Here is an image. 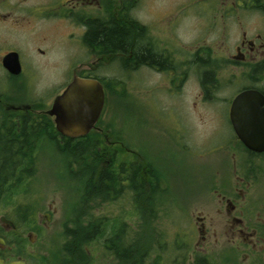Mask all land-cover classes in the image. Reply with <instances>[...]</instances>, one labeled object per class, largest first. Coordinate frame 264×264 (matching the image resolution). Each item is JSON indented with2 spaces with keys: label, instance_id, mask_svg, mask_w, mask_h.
I'll return each instance as SVG.
<instances>
[{
  "label": "flooded vegetation",
  "instance_id": "af4514ba",
  "mask_svg": "<svg viewBox=\"0 0 264 264\" xmlns=\"http://www.w3.org/2000/svg\"><path fill=\"white\" fill-rule=\"evenodd\" d=\"M96 1L0 0V135L16 132L28 137V141L17 145H21L24 157L28 153L33 157L35 165L39 149L51 141L45 136L37 142V132L47 135L55 128L59 133L54 117L47 112L56 97L66 90L75 74L98 79L105 93L98 120L88 134L72 139L94 134L98 150L112 148L118 151L125 147L128 155L125 173H120V165L111 159H105L103 166H111L118 178L115 180L116 190L108 191V194L124 195L132 203V163L136 158L132 155L136 152L116 138L115 134L119 132L114 131L115 124L108 116L110 85L120 80L109 76L112 69L121 66L124 75L142 70L146 83L149 75H155L167 87L165 90L174 96L181 94V90L193 80L199 87L196 98L226 104L227 99L220 100L218 93L227 73L236 78L244 77L245 83L230 101L227 116L231 123L230 108L237 93L255 88L264 95V0H206L205 7L195 14L203 18L200 28L203 27L205 35L194 38L189 46L181 45L176 34L179 20L170 14H159L151 9L153 14L139 19L135 12L143 7L134 0ZM40 22L45 26L55 23V26H72L74 29L57 35L37 32ZM94 22L103 27L123 29L127 37L125 47L118 48L115 43L101 40L99 36L90 40L88 33ZM234 28L236 33H233ZM232 33L237 39L230 44ZM138 49L143 56L140 62L134 54ZM8 58L20 65L19 73H11L3 66ZM32 65L82 67L73 69L71 77L59 83V87L37 91L38 79ZM144 90L147 100L153 93L147 84ZM179 117L176 111V118ZM238 141L242 143L239 138ZM246 150L248 154L264 155V151ZM139 158L143 161L142 181H161L149 170L145 159ZM223 162L224 159H220V163ZM261 175L257 173L250 180L248 175H232L235 184L231 193H227L230 180L222 176L221 182L225 186L221 183L223 189L216 188L214 192L220 204H225L223 211H219L224 221L214 223L206 215H196V220L191 221V232L186 233L182 247L174 256L175 264H264V191L249 190L251 181L255 184ZM23 177L25 181H32V171L23 173ZM22 193L27 195L25 191L3 189L0 197H18L15 195L23 196ZM2 202L3 199L0 200V264H133L132 206L126 207L124 215L102 217L98 213L93 223V237L89 241L91 247L87 248L89 255L85 258L83 239H73L66 233V228L84 223L63 224L64 238L54 239L48 232L50 224L47 219L39 223L34 216L24 215L26 208L22 209L19 201H9L5 206ZM31 211L29 205L26 212ZM157 236L163 240L161 232ZM220 240L217 257L208 247ZM191 245L192 252L189 251ZM162 253V247L153 253L155 264H163Z\"/></svg>",
  "mask_w": 264,
  "mask_h": 264
},
{
  "label": "rangeland",
  "instance_id": "374dc122",
  "mask_svg": "<svg viewBox=\"0 0 264 264\" xmlns=\"http://www.w3.org/2000/svg\"><path fill=\"white\" fill-rule=\"evenodd\" d=\"M134 2L143 7V10L135 12L139 19L153 14L150 13L151 9L159 14H170L177 18L179 22L176 34L181 45L189 46L194 38L205 35L203 27L200 28L203 18L195 14L205 7L206 0H134ZM43 24V22L37 24V32L57 35L67 29H74L72 26H55V23L54 26ZM235 29L233 33H236ZM233 33L229 37L230 44L237 39ZM66 50L68 51L67 47ZM32 66L38 79L37 91L59 87V83L71 77L73 69L82 67V65ZM129 74L124 75L121 66L114 67L109 74L120 80L111 82L108 116L115 124L114 131L119 132L118 134L116 132V138L136 152L132 158H144L149 170L162 179L161 185L166 191H160L156 195V202L162 206L159 208V218L151 221V228L155 233L156 231L163 233V264H170L186 233L191 232V221L196 220V215H206L208 220L214 223L224 221L223 214L219 211H223L225 204H220L217 193L214 192L216 188L223 189L221 183L225 186V183L221 182L222 176L223 179L230 180V183H227L229 185L227 193H231L235 184L232 175H248L250 180L255 174L260 173L262 175L255 184L251 181L249 190L264 191V155L251 157L254 161H249L250 155L238 141L227 116L231 98L245 83L244 77L236 78L227 73L218 93L220 100L227 99L226 104L218 100L203 102L196 98L199 87L193 80L187 83L181 94L174 96L165 90L166 86L155 75H149L146 83L142 70ZM146 84L153 93L147 100L143 95ZM176 111L180 114L179 118H176ZM48 143L39 149L38 161L32 166L33 180L17 190L25 191L27 195L22 193L23 196L18 194L15 195L18 197L13 198L19 201L22 209L27 210L31 205L36 222H46L45 215L49 213L48 232H51L54 239H63L65 228L62 227L63 224L68 226L73 223L71 222L73 208L79 196L76 188L81 184L68 174L60 152L51 141ZM222 158L224 162L220 163ZM250 167H253L252 170ZM111 197L112 200H97L96 207L85 216L84 223L93 214L97 216L99 213L102 217L120 213L124 215L126 207L132 206V231L134 232V228L136 230L143 228V222H140V216L137 214L139 209H135L133 198L131 203L130 198L124 195ZM2 203L5 206L8 202ZM25 212L23 210L24 215ZM80 221L82 222L83 218ZM216 231L219 237L220 230ZM220 243L221 240L208 247L210 252L214 251L211 252L214 256L218 257L220 254ZM192 250L193 245L189 251Z\"/></svg>",
  "mask_w": 264,
  "mask_h": 264
},
{
  "label": "trees",
  "instance_id": "16d2710c",
  "mask_svg": "<svg viewBox=\"0 0 264 264\" xmlns=\"http://www.w3.org/2000/svg\"><path fill=\"white\" fill-rule=\"evenodd\" d=\"M93 24L88 33L90 40H94L99 36L101 40L115 43L118 48L125 47L127 37L123 29L119 27H103L98 25L97 22ZM99 29L100 34L98 33ZM134 54L137 61L140 62L143 57L141 50L138 49ZM45 136L51 140L54 147L60 152L68 174L76 178V181L81 184L80 187L76 188L79 196L75 208H73L71 222L75 224L84 223L85 216L94 210L97 200L113 199L108 194V191L116 190L115 185L117 181L115 180L118 179L117 173L112 171L111 166H103V161L111 159L117 162L116 164L120 165V173H125V160L128 157L125 147L119 148L118 151L112 148L98 150L95 146L96 135L90 134L86 138L74 140L62 137L55 128L48 132L47 135L38 131L36 141H42ZM25 141H28V137H24L23 134L17 135L16 132L11 135H0V191L4 189L14 190L15 192V190H19L28 182L24 180L23 173L32 171L34 159L29 153L24 157L21 145H17ZM249 155V161L253 162L254 159L252 160L251 157L256 156V154L249 152ZM142 167L143 161L139 157L135 158V161L132 163V198L135 209H139L137 214L140 216V222H143V228L140 230L134 228L132 261L133 264H145L146 261H148L147 264H155V260H152L153 253H156L159 247L163 248L164 242L157 236V231L156 233L153 232L151 221L159 218V208L162 206L156 202V195L160 191H166V189L162 187L161 181H148V183L146 180L142 181ZM250 168L252 170L253 167ZM14 198L12 196H4L0 197V200L3 199V201L9 202L14 200ZM28 214L33 216L34 211L32 210L30 213L25 212L26 216ZM81 218H83L82 222L80 221ZM95 220L96 216L93 214L84 225L66 228V233L72 235L73 239H83L85 258H88L87 248L89 247V241L93 237V223ZM75 246L77 247V244ZM179 247L181 248L182 245ZM179 247L175 254L178 253ZM175 262L176 260L173 258L170 264H175Z\"/></svg>",
  "mask_w": 264,
  "mask_h": 264
},
{
  "label": "water",
  "instance_id": "95a60500",
  "mask_svg": "<svg viewBox=\"0 0 264 264\" xmlns=\"http://www.w3.org/2000/svg\"><path fill=\"white\" fill-rule=\"evenodd\" d=\"M3 65L17 74L20 65L9 58ZM105 93L96 78L74 75L66 90L58 95L47 111L62 136H85L95 126L104 104ZM230 121L237 137L245 147L254 152L264 151V95L258 89L247 88L233 98ZM49 220L50 214L46 213Z\"/></svg>",
  "mask_w": 264,
  "mask_h": 264
}]
</instances>
